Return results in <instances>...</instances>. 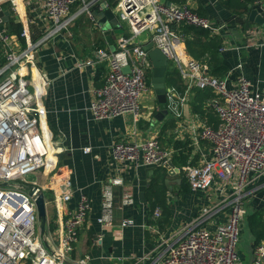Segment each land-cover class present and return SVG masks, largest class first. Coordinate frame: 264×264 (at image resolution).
<instances>
[{
  "label": "built area",
  "instance_id": "obj_1",
  "mask_svg": "<svg viewBox=\"0 0 264 264\" xmlns=\"http://www.w3.org/2000/svg\"><path fill=\"white\" fill-rule=\"evenodd\" d=\"M26 0H0V41L6 46L12 39L4 27V5L10 2L15 12H25ZM44 10V36L29 44L21 54L7 53V63L0 68V264H87L90 257L73 261L72 253L79 239L90 203L81 194L78 209L63 217L72 200V171L67 165L58 168L43 187L39 178L28 177L50 167L55 155L54 134L45 124L43 97L50 80L40 70L32 72L37 48L53 36L69 31L81 15L96 21L94 12L112 10L125 34L118 35L114 48L93 52L82 64L106 63L108 72L103 85L94 90L91 113L95 120L124 115L138 117L142 99L153 95L149 83L152 62L144 46L153 42L169 58L189 88L212 89L215 97L206 102L218 117V127L202 124L199 131L191 127L196 145L210 143L209 158L200 166L187 165L185 175L194 192H213L215 201L203 206L172 237H163L155 248L135 264H242L239 246L246 219V200L264 182V91L255 90L252 82L240 75L234 83L228 77L212 74L209 63L185 55L186 37L178 30L181 24L221 34L225 25H216L199 15L191 6L165 0H40ZM78 6V10L75 7ZM22 37H29L25 27ZM147 37L143 41V38ZM129 68L125 71V68ZM240 67V66H239ZM168 91L169 97H173ZM174 98V97H173ZM187 98H181V102ZM86 148L85 153H90ZM115 162H132L139 166L168 163L172 152L164 150L157 137L145 141H119L112 147ZM121 179H111L103 191V214L99 222L114 223V186ZM53 193L56 217L48 218L46 234L40 223L32 188ZM217 195V196H216ZM128 193L123 206L132 205ZM47 205V204H46ZM48 213V212H47ZM49 215V214H48ZM161 211L154 214L158 219ZM123 227H133L132 219H124ZM102 238H100V241ZM251 264H264V241L254 250Z\"/></svg>",
  "mask_w": 264,
  "mask_h": 264
},
{
  "label": "crops",
  "instance_id": "obj_2",
  "mask_svg": "<svg viewBox=\"0 0 264 264\" xmlns=\"http://www.w3.org/2000/svg\"><path fill=\"white\" fill-rule=\"evenodd\" d=\"M25 2V12L22 15L15 12L10 2L4 5L3 13H8L6 17L3 16L4 27L12 39L9 46L0 41V68L8 61L7 53H23L29 44L38 43L45 34L41 1ZM226 2L227 0H193L191 6L216 25L226 26L225 31L217 34L222 38L219 59L227 69L222 78L229 75L230 82L234 83L240 75H245L255 90L263 92L264 26L250 21L249 13L247 16L242 15L240 6L233 10ZM254 5H257L260 12H264V0L257 1ZM93 23L91 29L96 30L94 42L104 39L107 49H111L101 25L97 20ZM25 27L30 33L27 38L21 36ZM75 35L74 30L69 29L53 36L37 48L33 63L29 62L32 72L40 70L50 80L43 97L45 124L56 135L55 155L52 156L50 167L32 176L39 178L43 187H46L47 181L59 167L67 165L71 169L74 194L62 212L63 217L78 209L81 194L88 197L90 208L79 228V239L72 253L73 261L89 256L87 264H135L145 253L153 250L163 237H172L185 223L198 215L203 206L215 201L213 192H194L184 170L189 164L200 166L209 158L210 143L202 140L196 145L191 127L196 125L200 131L202 124L209 126L211 123L210 126L213 127L215 123L194 109V101H197V95L202 90L189 88L174 66L170 68L176 71L179 81H174L175 76L168 78L169 83L166 81L168 91L174 93L171 94L174 98L169 97V112L164 120L157 118L160 105L155 92L142 99L143 108L138 117L124 115L95 120L91 113L94 90L103 85L108 67L106 63L83 65L84 61L91 58L89 49L92 43L81 42L83 34ZM118 35L122 34L114 37V44ZM146 39L144 37L143 41ZM180 51L193 58L186 42ZM180 88H184L183 93ZM208 90L215 94L212 89ZM181 98L187 99L182 103ZM201 108L218 121L211 109L209 110L212 112L205 105ZM172 124L174 128L170 127ZM153 137L159 139L164 150L172 152L169 161L173 163L174 170L167 167L168 163L151 167L132 162L118 163L113 159L112 147L115 143L145 141ZM89 147L91 152L85 153V149ZM111 179H121L123 183L114 186L115 219L113 225L105 226L99 219L103 214L104 187ZM155 182L165 186V193L160 196L161 202L155 199L151 190ZM260 186L246 200V217L260 213L264 223V182L257 189ZM128 193L133 195L135 201L132 205L123 206V198ZM141 193L145 194V201L141 199ZM44 194L47 212L53 219L57 210L53 193L46 190ZM158 210L161 211V216L156 219L154 214ZM124 219H132L134 226L123 227ZM242 232L240 247L245 246V249L239 251L241 262L251 264L254 259L255 238L247 218Z\"/></svg>",
  "mask_w": 264,
  "mask_h": 264
},
{
  "label": "trees",
  "instance_id": "obj_3",
  "mask_svg": "<svg viewBox=\"0 0 264 264\" xmlns=\"http://www.w3.org/2000/svg\"><path fill=\"white\" fill-rule=\"evenodd\" d=\"M170 1L172 3H177V4L185 3V0H170ZM257 1H261V0H227L226 5L233 10H236L235 7L240 6L241 13H243L242 15L247 16V14L249 13L248 5L255 4ZM197 13L201 16L203 15L199 12ZM77 19H79L78 22L71 28V30H74V33L76 34L75 37L84 34L87 30H90L94 25L93 23L94 21L87 15L79 16ZM178 30L186 37V45L188 52L191 54V56L194 59L209 63L211 72L215 76L223 77L227 73V69L221 64L219 59V49L222 46V38H220L219 35L212 34L209 30L189 26L187 24H181L178 27ZM90 48L91 49H89V51L91 53V57H93V52L102 49H107V43L105 42L104 39H100L92 43V46ZM170 67L168 68L166 74L167 82H168V78L174 76H175L174 81L175 82L179 81L177 79L178 75L176 71H172ZM151 75L152 73L148 75V77H150L149 83L152 81ZM180 91L183 93L184 88L182 90L180 88ZM214 97L215 95H213L211 91L202 90V92L198 93L197 95V99H196L197 101H194V109L197 112L202 113V115L208 116L210 122L215 123V126H213V128H217L219 121H216V118L211 113H207L205 110L201 108L202 105L206 104V101L213 99ZM197 102H199L200 105L199 104L197 105ZM210 124L211 123H209V126ZM170 127L174 128V125L172 124ZM55 137L56 135L54 134V138ZM151 190L152 193H154V195L156 196L155 199L161 202L160 196L165 193V186L163 184H159L155 182L151 186ZM259 215L260 213L257 214L254 213L253 215L251 214L246 217L247 223H249L250 231L255 238V242H254L255 248L262 243L261 240L262 238H264V223L262 222V217Z\"/></svg>",
  "mask_w": 264,
  "mask_h": 264
},
{
  "label": "water",
  "instance_id": "obj_4",
  "mask_svg": "<svg viewBox=\"0 0 264 264\" xmlns=\"http://www.w3.org/2000/svg\"><path fill=\"white\" fill-rule=\"evenodd\" d=\"M170 6L171 2H167ZM249 20L255 22L256 24L264 26V12H260L257 5H248ZM8 13H2V16H7ZM98 23L101 25L102 29H105L107 40L111 44V48H114V37L117 34H123L125 31L121 29V25L115 13L112 10H106L105 12H94ZM113 28V30H112ZM144 49L149 53V58L152 62V83L155 89L157 100L160 105V110L157 114L158 120L162 121L168 115V88H167V70L170 67L169 58L160 50L155 47L153 42H149L144 46ZM128 71L129 68H125ZM167 167L174 170V165L171 161L168 162ZM172 173V172H171ZM168 183V180L166 181ZM30 196L35 198L36 208L38 213V219L40 223V233L44 237L46 234V228L48 223V213L45 201V194L43 190L38 187H34L30 191ZM141 199L145 201V194H140Z\"/></svg>",
  "mask_w": 264,
  "mask_h": 264
},
{
  "label": "rangeland",
  "instance_id": "obj_5",
  "mask_svg": "<svg viewBox=\"0 0 264 264\" xmlns=\"http://www.w3.org/2000/svg\"><path fill=\"white\" fill-rule=\"evenodd\" d=\"M78 10V6L77 7H75V12ZM73 11V12H74ZM82 16V15H81ZM75 23H76V21H75ZM72 28V26L70 27V29ZM103 31H105V29H103ZM96 30H92V29H90V30H87L81 37L83 38V40L81 41V42H86V41H88V43L90 44V43H93L95 40H94V37H95V35H96ZM87 37H89V39L87 38ZM93 39V40H92ZM149 74H151V72L149 73ZM34 180H36V176H29L28 177V181L29 182H31V181H34ZM49 208H51V205L49 206ZM48 218H50L49 217V215H48ZM242 241V240H241ZM241 244V243H240ZM241 248V249H240ZM245 249V246H239V251L241 250V251H243Z\"/></svg>",
  "mask_w": 264,
  "mask_h": 264
}]
</instances>
